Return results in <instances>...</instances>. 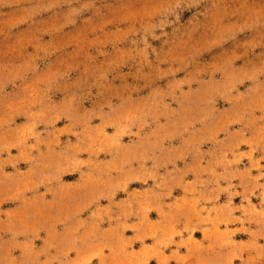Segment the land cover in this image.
<instances>
[{"label": "rangeland", "instance_id": "374dc122", "mask_svg": "<svg viewBox=\"0 0 264 264\" xmlns=\"http://www.w3.org/2000/svg\"><path fill=\"white\" fill-rule=\"evenodd\" d=\"M0 264H264V0H0Z\"/></svg>", "mask_w": 264, "mask_h": 264}]
</instances>
